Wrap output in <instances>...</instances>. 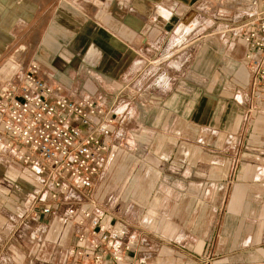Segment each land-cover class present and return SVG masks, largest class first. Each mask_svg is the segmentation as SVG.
I'll use <instances>...</instances> for the list:
<instances>
[{
	"label": "crops",
	"instance_id": "crops-1",
	"mask_svg": "<svg viewBox=\"0 0 264 264\" xmlns=\"http://www.w3.org/2000/svg\"><path fill=\"white\" fill-rule=\"evenodd\" d=\"M202 1L0 0V87L36 61L68 98L117 115L81 205L74 193L50 200L32 166L0 145V264H90L69 255L86 205L108 215L115 239L132 241L118 264H264V134L256 148L253 133H239L264 114L233 30L247 16L222 15L229 5L214 0L198 11ZM211 141L217 149L205 147ZM241 141L246 160L240 149L225 160L224 142ZM35 200L52 211L27 214ZM145 204L151 215L130 222L131 207Z\"/></svg>",
	"mask_w": 264,
	"mask_h": 264
},
{
	"label": "built area",
	"instance_id": "built-area-1",
	"mask_svg": "<svg viewBox=\"0 0 264 264\" xmlns=\"http://www.w3.org/2000/svg\"><path fill=\"white\" fill-rule=\"evenodd\" d=\"M221 2L229 5L222 15L247 16L233 30L246 46L251 96L264 103V0ZM116 116L90 97L68 98L62 84L42 76L36 61L0 87V145L32 166L36 182L52 201L66 194L68 183L85 190L94 187ZM37 201L27 214L52 211L49 203L37 207ZM76 223L79 231L69 249L71 257L90 264H118L120 252L132 248V241L113 237L108 215L92 205L79 209ZM33 239L42 246L46 237L37 233Z\"/></svg>",
	"mask_w": 264,
	"mask_h": 264
},
{
	"label": "rangeland",
	"instance_id": "rangeland-1",
	"mask_svg": "<svg viewBox=\"0 0 264 264\" xmlns=\"http://www.w3.org/2000/svg\"><path fill=\"white\" fill-rule=\"evenodd\" d=\"M212 1L213 0H203L202 3H201V6H200V4L198 2V4H199L198 6L199 7L197 6V10L198 11L203 10L201 8H204V6H207ZM215 1L216 2L218 1L220 3L221 0H214V2ZM198 13L199 12H196L197 15H195L194 12L191 13V15L188 17L189 19H187V21L183 23L185 25L184 28L185 27H188V25H190L193 21H196L197 20L196 19V16L198 17ZM182 30H183V32L186 31V29H182ZM178 33L179 34H175V37L176 36L178 37V35H180L182 33V31L181 32H178ZM5 82H6V80L4 81V83H2V85H4ZM250 84H251V81L249 80V85ZM250 88H251V85H250ZM255 117H256V123H255V125H248V127H246L245 125H243V126H241V129H240L239 133H242L243 136L245 134L247 135L248 133H253L255 135V137H252V138H255V139H251V140H256V141H251L250 143H251V145H254V147L258 148V147H260L262 145V142L259 141V139H258L259 137L258 136H263L262 134H264V114H261L260 113V114H257ZM261 138L263 139V137H261ZM245 146H246V144L243 145V141H241L240 143H232L231 145H229L228 143L224 142V147L221 148L222 149V152H223V153H221V155L222 154L225 155V158H224L225 160H226V156H228V157H230V159L233 157L232 159L235 160V161H237L238 160L237 159V157H238L237 155L239 154V153L237 154V151L240 149L241 150L240 157H238V158H239L240 161H244V160H246V158L242 157V152L244 150H246V147ZM205 147L207 149H209V150H213V149L215 150V149L218 148L217 146H215V143L213 141L209 142V144L208 145H205ZM149 160H151V159H149ZM147 175L149 176V179L148 180L150 181V179H154L156 177L157 173L151 172V173H148ZM116 177H118V175ZM116 180H117V178H116ZM76 188H77L76 187V184L75 185H72L71 184L69 186V188H68L66 198L71 197L70 194L71 193H74L75 196H76V199L80 200V205H81V203H83L84 201L85 202L87 201V199H86L87 198L86 197L87 196V191H84V189L79 188V187H78V189H76ZM94 190L95 189H93L92 193H94ZM141 191L147 192L148 190L147 189H144V190H141ZM112 192H119V186L117 184L115 186L113 185ZM141 207H143V208H141ZM124 208H125V206H117L116 207L117 212H119V213L121 211H123ZM61 209H62V211H65V212L68 211V210H71V204L70 203H68V204L64 203V205L62 204ZM120 209H121V211H120ZM131 209L132 210L129 211L128 218H129V221L130 222L135 223L136 220L138 218H140V217H137V215H141V216L142 215H148V216H150L151 215V212H152V209H153V206L150 205V204H145L144 206L131 207ZM162 211H166L167 212L168 211V206H162ZM195 211L196 210H193V214L198 213V212H195ZM210 223L211 224L213 223L211 225V227H213V226H215V223L216 222L215 221H212V222H209L208 224H210ZM232 224H233L232 221H227L223 225L224 226L223 229H224V234L225 235H228V236L231 235V233H232V227H231V225ZM194 225L196 227L198 225L197 222H194ZM148 227L150 228V225Z\"/></svg>",
	"mask_w": 264,
	"mask_h": 264
}]
</instances>
